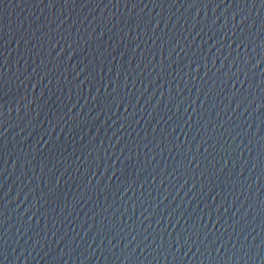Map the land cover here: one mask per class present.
Returning a JSON list of instances; mask_svg holds the SVG:
<instances>
[{"label":"water","instance_id":"95a60500","mask_svg":"<svg viewBox=\"0 0 264 264\" xmlns=\"http://www.w3.org/2000/svg\"><path fill=\"white\" fill-rule=\"evenodd\" d=\"M0 264H264L261 0H0Z\"/></svg>","mask_w":264,"mask_h":264},{"label":"snow or ice","instance_id":"6c2138e0","mask_svg":"<svg viewBox=\"0 0 264 264\" xmlns=\"http://www.w3.org/2000/svg\"><path fill=\"white\" fill-rule=\"evenodd\" d=\"M261 3L264 4V0H261ZM114 103H115V102H114ZM122 104H123V102L121 101V104L116 105V106H117V107H120V106H122Z\"/></svg>","mask_w":264,"mask_h":264}]
</instances>
